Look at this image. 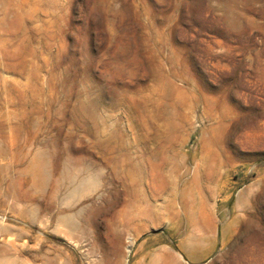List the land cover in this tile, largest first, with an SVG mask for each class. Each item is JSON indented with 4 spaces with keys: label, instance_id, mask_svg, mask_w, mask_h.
<instances>
[{
    "label": "rangeland",
    "instance_id": "obj_1",
    "mask_svg": "<svg viewBox=\"0 0 264 264\" xmlns=\"http://www.w3.org/2000/svg\"><path fill=\"white\" fill-rule=\"evenodd\" d=\"M0 264H264V0H0Z\"/></svg>",
    "mask_w": 264,
    "mask_h": 264
}]
</instances>
